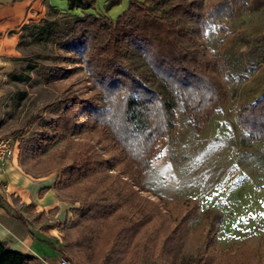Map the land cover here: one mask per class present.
Returning <instances> with one entry per match:
<instances>
[{
	"label": "rangeland",
	"instance_id": "obj_1",
	"mask_svg": "<svg viewBox=\"0 0 264 264\" xmlns=\"http://www.w3.org/2000/svg\"><path fill=\"white\" fill-rule=\"evenodd\" d=\"M97 6L105 13L106 4ZM207 17L197 26L199 38L213 59L225 100L199 129L179 103L172 126L154 142L145 174L126 158L111 125L104 118L81 116L83 111L69 126L86 120L84 125L60 135L43 153H32L39 136L53 131L48 122L70 92L106 106L84 62L55 59L52 54L61 51L55 46L29 43L0 75V138L18 144L19 162L27 172L56 175L59 196L74 205L63 226L60 252L39 264H60L61 256L71 264H264V137H250L238 116L242 105L264 92V0H203L202 20ZM28 62L39 69H26ZM56 64L69 72L46 79ZM10 71L24 72L25 78L16 79ZM79 152L90 154L94 166L87 177L68 174ZM101 191L115 199L122 191L128 200L87 251L78 243L82 227L73 208L86 194ZM191 209L199 212L192 223ZM208 209L221 216L215 232ZM135 222L133 235L112 238Z\"/></svg>",
	"mask_w": 264,
	"mask_h": 264
},
{
	"label": "trees",
	"instance_id": "obj_2",
	"mask_svg": "<svg viewBox=\"0 0 264 264\" xmlns=\"http://www.w3.org/2000/svg\"><path fill=\"white\" fill-rule=\"evenodd\" d=\"M68 2L67 10L49 4L44 17L23 24L19 48L29 43L51 44L61 50L52 54L53 58L84 62L100 90L99 97L107 104L95 105L70 92L59 100L56 116L48 122L53 131L45 130L39 136L32 145V153H43L60 135L65 136L76 125H84L86 120L69 126L75 114L83 111L81 116H97L100 121L104 118L111 125L126 158L145 174L154 142L172 126L179 103L189 122L199 129L225 100V89L214 75L213 59L206 56L199 38L198 24L208 21V17L202 20L203 0H129L128 7L116 18L98 12L96 0ZM120 2L109 0L106 10ZM26 69L39 68L37 63L28 62ZM46 72V79L53 80L64 77L69 70L56 64ZM9 74L16 79L25 78L24 72ZM119 104L122 117L116 112ZM238 116L250 137L263 138L264 92L254 102L242 105ZM77 154L68 174L75 172L76 177H87L94 168L90 154ZM119 193L117 199L102 191L94 196L86 194L81 205L73 208L80 213L82 235L78 243L87 251H92L93 238L99 236L108 219L128 200L127 194ZM195 211L191 209L187 214L191 223L199 214ZM15 215L24 219L20 213ZM206 215L214 218L211 230L215 232L221 216L211 209L206 210ZM135 226L137 222L127 224L124 230L119 228L112 238L133 235ZM39 263L41 257L37 254L17 249L0 238V264Z\"/></svg>",
	"mask_w": 264,
	"mask_h": 264
},
{
	"label": "crops",
	"instance_id": "obj_3",
	"mask_svg": "<svg viewBox=\"0 0 264 264\" xmlns=\"http://www.w3.org/2000/svg\"><path fill=\"white\" fill-rule=\"evenodd\" d=\"M108 1L96 0L95 6L99 8L97 4ZM49 4L62 5L61 10L69 7L68 0H0V75L11 68L14 57L19 55L23 24L44 17ZM128 5L129 0H124L105 13L113 17ZM18 154L0 160V201L5 203H0V238L49 263V256L55 257L62 248L63 226L72 216L74 205L59 196L54 184L56 175H32L20 164ZM16 212L24 219L18 218ZM42 248L48 254H42Z\"/></svg>",
	"mask_w": 264,
	"mask_h": 264
},
{
	"label": "built area",
	"instance_id": "obj_4",
	"mask_svg": "<svg viewBox=\"0 0 264 264\" xmlns=\"http://www.w3.org/2000/svg\"><path fill=\"white\" fill-rule=\"evenodd\" d=\"M19 152V146L16 142H13L10 137L0 138V160H6L15 156ZM60 264H71L65 257L61 256L58 260Z\"/></svg>",
	"mask_w": 264,
	"mask_h": 264
}]
</instances>
